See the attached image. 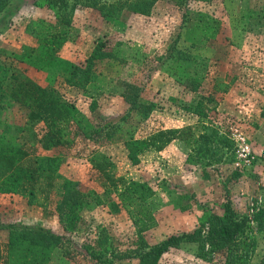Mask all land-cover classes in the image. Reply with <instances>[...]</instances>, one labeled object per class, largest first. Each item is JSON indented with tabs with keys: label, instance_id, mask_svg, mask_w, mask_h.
<instances>
[{
	"label": "rangeland",
	"instance_id": "374dc122",
	"mask_svg": "<svg viewBox=\"0 0 264 264\" xmlns=\"http://www.w3.org/2000/svg\"><path fill=\"white\" fill-rule=\"evenodd\" d=\"M33 1H12L7 16H13L15 25L0 35L1 64L14 65L20 75L32 78L53 94L73 103L93 120L95 112L98 117H119L126 113L128 104L122 96L129 85L142 87L141 98L157 104L156 112L146 119L136 112L128 115L112 142L103 138L78 143L72 150L38 149L43 164L46 165L50 158L60 160L58 172L63 178L79 181L83 192L94 191L101 200L100 203L90 200L82 210L87 220L84 228L87 234L83 230L64 236L73 237L82 246L90 245V252L103 253L104 259L109 261L106 264H139L138 258H120L139 247L121 196L124 186L130 182H148L156 190V195L147 202L156 221V225L144 234L149 245L200 227L205 229V238L210 216L222 215L228 200L241 216L252 217L264 207V0L196 1L183 8L170 0H161L148 16L126 12L120 19H104L99 11L91 8L78 9L72 25L65 29L68 36L59 56L83 65L98 41H106L107 49L114 54L111 59L96 62L99 80L85 90L70 87L64 78L50 77L32 64L44 47L25 25L32 19L42 30V22L54 20L48 9L26 4ZM2 19L3 16L0 23ZM26 54L28 60L21 62ZM232 81L226 93L215 90L217 82ZM200 101L207 107L203 118L227 138L228 146L213 143L206 149L208 152L204 149L199 153L196 148L195 165L184 160L189 152L185 146L163 151L151 149L140 157V164H131L124 144L126 140L150 137L167 126L174 114L176 118L188 116L187 122L196 124L199 117L191 116L184 106H195ZM24 121L18 108L5 105L0 128ZM42 127V124H28L26 135H42ZM234 128L247 136L259 157L244 173L234 166ZM102 160V166L108 165V172L115 181H122L117 182V191L111 194L105 192L110 187L109 181L96 167ZM7 173L0 162V178L4 179ZM62 183V178H56L53 189L48 192L46 180L40 181L33 205L25 186L14 194L16 197L0 194V223L37 224L46 213L47 218H51L49 226L53 230L56 225L54 209L61 197ZM101 229L107 234L102 236H108L105 251L96 244ZM250 233L257 241L252 264H264V232L252 223ZM59 234H64V230ZM7 241L8 235H0L3 251ZM202 244L204 252L200 242L182 243L167 252L160 263L222 264L218 255L208 253L209 243ZM61 254L56 249L49 264H97L86 252H73L69 257Z\"/></svg>",
	"mask_w": 264,
	"mask_h": 264
},
{
	"label": "trees",
	"instance_id": "16d2710c",
	"mask_svg": "<svg viewBox=\"0 0 264 264\" xmlns=\"http://www.w3.org/2000/svg\"><path fill=\"white\" fill-rule=\"evenodd\" d=\"M12 1L0 0V17H4L0 23L2 26L0 35L15 25L13 16H7ZM159 1L161 0H34L30 4L27 2L30 7L48 9L54 17L50 23L42 22V30L32 19H29L25 25L27 31L35 35L39 45L44 47V51H41L32 64L44 70L50 77L58 75L59 78H64L63 80L70 87L85 90L99 80L95 68L96 62L111 59L114 54L107 49L106 41H98L83 65L59 56L58 52L68 36L65 29L72 25L75 12L80 8H91L99 11L104 19H120L126 12L148 16ZM170 1L183 8L191 2L212 3L216 0ZM176 39L178 40V37ZM26 56L22 59L18 56V59L21 62L28 60L29 55ZM233 83V81L217 82L215 90L226 93ZM142 92V87L127 86L123 93V98L128 104L127 112L119 117H98V112H95L94 121L78 110L73 103L53 94L32 78L20 75L14 65L7 67L0 63V119H3L7 105V108H18L26 120L24 123L0 128V162L8 170L6 177L0 178V194H16L25 186L29 192V202L33 205L36 203V192L40 181L46 180L50 192L54 187L55 179L62 178V193L55 204V212L64 230V234H59L40 224L17 222L2 225L0 223V230L8 231V241L4 245V251L0 247V264H49L56 249L61 251L64 257H69L73 252L82 254L86 252L87 256L97 264L109 262L104 259L103 253L90 252V245L82 246L73 237L64 236L83 230L87 234L85 231L87 220L82 216V210L90 200L100 203V197L95 195L94 191L83 192L79 181L63 178L58 172L62 164L60 160L50 158L46 165L43 164L38 149L72 150L78 143L100 141L103 138L107 142L116 140L121 124L127 120L128 115L138 112L142 119H146L156 110L157 104L144 101L141 98ZM184 108L199 117L196 124L177 130H159L146 139L130 138L125 141L127 158L132 165L140 164V157L146 151L151 149L163 151L175 140L189 150L187 162L194 165L196 148L199 149V153L213 143L229 145L227 138L222 137L217 128L206 121L207 118H203L206 115L204 110L207 109L205 103L200 101L195 106H184ZM95 109L93 105L92 111L94 112ZM28 124L31 126L42 124V135L27 136ZM258 160L259 157L256 163ZM102 162L103 160L98 162L96 167L100 168L103 177L109 181L110 187L105 192L111 194L117 191V182L122 181L116 182L114 176L108 172V165L102 166ZM240 172L244 173V171ZM155 195L156 190L148 182H130L124 186L121 195L123 207L135 229L139 247L135 251H127L120 258H138L139 264H161V259L171 249L182 243L194 241L200 242L202 252L205 249L202 243L208 242L210 247L208 253L218 255L222 264H252L256 255L257 241L250 233L251 224L256 223L259 230L264 232V207L252 217L241 216L234 211L228 200L222 215L210 216V228L205 238H203L205 229L200 227L192 232L170 235L158 244L149 245L144 234L156 225V221L147 202ZM90 232L91 230L88 234ZM105 234V230L101 229L96 239V244L103 251L108 245V236H102Z\"/></svg>",
	"mask_w": 264,
	"mask_h": 264
},
{
	"label": "crops",
	"instance_id": "0c3cea01",
	"mask_svg": "<svg viewBox=\"0 0 264 264\" xmlns=\"http://www.w3.org/2000/svg\"><path fill=\"white\" fill-rule=\"evenodd\" d=\"M95 84V83H94ZM123 97V96H122ZM124 99V98H123ZM124 101H125V99H124ZM125 103H126V101H125ZM127 104V103H126ZM229 109H230V111H229V113H231V109H232V106L231 105H229ZM184 110L186 111V112H188L191 116H194V114H192L191 112H189V111H187L185 108H184ZM154 112H156V110L154 111ZM136 113H138V112H136ZM139 114V113H138ZM232 114V113H231ZM176 114H174V119H172L171 120V122H168V125L167 126H165V127H162V130H177V129H181V128H183V127H186V126H189V125H194L195 123H190V122H187V121H189V118L190 117H188V116H185V115H183V117H182V115H180V116H178L177 118H176ZM177 123H179L180 125H175V124H177ZM159 131V130H158ZM157 132V131H156ZM155 133V132H154ZM178 146H184L181 142H179V141H177V140H175V141H173V142H171V144L169 145V146H167V149L166 150H168V148L170 147V149H172L173 147H178ZM147 152V151H146ZM188 154H189V152L188 153H186V155H184V160H186L187 161V157H188ZM142 156V155H141ZM186 161H185V163H186ZM1 195H9V196H14V197H16V195H14V194H1ZM54 212H55V209H54ZM50 214V213H49ZM55 215L53 216V221H55L54 223L57 225H55V227H54V229L52 230V231H54V232H56V233H60L61 232V230H62V228H61V225H60V223H59V219H58V216H57V214H56V212L54 213ZM42 217V216H41ZM50 219L51 218H47V216H46V213H44V217L43 218H41V220L39 221V222H37V224H40V225H42V226H44V227H46V228H48V229H50L51 228V226H49V223H51V221H50ZM0 235H8V231L6 230V229H1L0 230Z\"/></svg>",
	"mask_w": 264,
	"mask_h": 264
},
{
	"label": "built area",
	"instance_id": "2783aa9c",
	"mask_svg": "<svg viewBox=\"0 0 264 264\" xmlns=\"http://www.w3.org/2000/svg\"><path fill=\"white\" fill-rule=\"evenodd\" d=\"M232 140L236 150L235 168L240 171L252 168L257 161V157L247 136L239 128H234L232 129Z\"/></svg>",
	"mask_w": 264,
	"mask_h": 264
}]
</instances>
